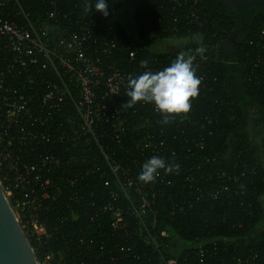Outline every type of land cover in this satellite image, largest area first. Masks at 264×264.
<instances>
[{"label":"built area","instance_id":"obj_1","mask_svg":"<svg viewBox=\"0 0 264 264\" xmlns=\"http://www.w3.org/2000/svg\"><path fill=\"white\" fill-rule=\"evenodd\" d=\"M119 1L108 0L109 15ZM205 1L169 0L168 7L152 3L157 12L138 21V26L145 33L152 28L163 33L179 27L187 32L202 28L207 19L196 8ZM89 3L92 9L86 11ZM143 4L144 10L151 7L149 1ZM94 5L95 0H42V10L33 13L20 0H0V185L33 243L35 256L49 248L42 254L48 264L66 260L68 248L55 247L56 228L49 232L42 218L64 210L61 222L65 226L70 219H79L75 208L90 222L109 216L112 233L130 241L119 248L121 259L138 260L140 250L146 249L156 256L152 262L151 254L145 255L149 264H179L178 258L160 250L169 244L163 242L167 232L158 227L161 217L156 201L181 182L187 187L186 195L178 203L172 202L170 214L192 209L196 183L194 169L186 161L191 160L194 149L204 151L203 140L212 131L200 134L199 141L183 139L188 129L191 137L196 136L193 107L186 117L163 125L152 105L123 106L130 76L162 70L175 58L157 56L144 69L137 62V53L128 49L123 63L118 35L100 28L104 16L95 12ZM196 56L195 71L204 69L208 57ZM198 77L202 92L205 78ZM200 121L204 131L213 123L209 114ZM153 155L178 164L179 169L144 184L137 177L142 164ZM202 160L210 161L207 156ZM190 244L205 263L222 259L217 253L219 245L203 258L204 245L198 239ZM255 261L256 255L249 254L236 263Z\"/></svg>","mask_w":264,"mask_h":264},{"label":"trees","instance_id":"obj_2","mask_svg":"<svg viewBox=\"0 0 264 264\" xmlns=\"http://www.w3.org/2000/svg\"><path fill=\"white\" fill-rule=\"evenodd\" d=\"M20 1L25 9L31 7L33 13L42 10V0ZM146 1L151 2L148 10H144ZM152 3L158 6L164 3L168 7L169 0H120L110 15L104 17L100 28L118 35L119 60L123 63L128 49L137 53L138 63L157 56L172 55L176 59L178 52H167L160 47L174 40L182 43L180 53L186 56H207L209 64L195 71L197 76H204L206 84V89L199 91L192 101L194 119L198 122L193 130L196 136L191 137L188 129L183 139L199 141L200 134L212 131L203 140L204 151L194 149L191 160L186 161L194 169L196 183L192 209L185 207L188 213L170 214L172 202L178 203L181 200L178 198L186 195L187 187L184 189L181 182L171 192L167 190L165 198L156 201L161 217L158 227L167 232L163 242L169 244L160 250L178 258L179 264H237L239 257L249 254L256 255L255 264H264V13L261 8L240 11V18L245 21L241 37L230 42L236 19L226 12L222 0H206L196 8L200 17L207 19L202 28L187 32L179 27L171 33L152 28L145 33L138 21L157 12ZM124 7L130 9L133 36L127 29ZM201 46L205 51L197 54L196 49ZM224 46H228V52ZM204 114L213 120L205 131L199 128ZM178 156L182 155L178 153ZM204 156L210 161L204 162ZM223 187L229 192L225 193ZM75 212L79 219L72 218L65 226L61 222L64 210L52 211L42 218L49 232L56 228L52 237L55 247L68 248L66 260L56 259L52 264H149L145 255L150 254L151 261H155L152 250L146 249L140 250L138 260L121 259L119 248L127 247L130 241L112 233L109 216L90 222L80 208H75ZM196 239L206 250L203 258L219 245L217 253L222 259L212 258L205 263L190 244ZM48 250L36 253L39 262Z\"/></svg>","mask_w":264,"mask_h":264},{"label":"clouds","instance_id":"obj_3","mask_svg":"<svg viewBox=\"0 0 264 264\" xmlns=\"http://www.w3.org/2000/svg\"><path fill=\"white\" fill-rule=\"evenodd\" d=\"M95 12L104 17L109 15L108 0H95ZM92 4L86 5V11H91ZM204 47L196 49L197 54H203ZM196 55L179 53L169 66L158 71L146 70L140 75L128 78L126 103L128 109L137 105H152L161 116V124L167 125L176 117H186L192 108V101L198 97L201 79L196 75L194 62ZM140 67L147 69L148 61H141ZM179 165L165 158L153 155L141 166L137 177L144 184L154 183L161 175L178 171Z\"/></svg>","mask_w":264,"mask_h":264},{"label":"water","instance_id":"obj_4","mask_svg":"<svg viewBox=\"0 0 264 264\" xmlns=\"http://www.w3.org/2000/svg\"><path fill=\"white\" fill-rule=\"evenodd\" d=\"M225 4V0H222ZM236 5L247 8L261 6L264 13V0H239ZM232 9V8H230ZM227 46L224 49L227 51ZM175 48H173L174 50ZM77 221L78 217H74ZM0 264H40L23 232L0 185Z\"/></svg>","mask_w":264,"mask_h":264},{"label":"flooded vegetation","instance_id":"obj_5","mask_svg":"<svg viewBox=\"0 0 264 264\" xmlns=\"http://www.w3.org/2000/svg\"><path fill=\"white\" fill-rule=\"evenodd\" d=\"M237 2H239V0H225V4H224L226 12L228 14L230 13V17L236 19V28L234 29V31L232 33V38L230 39V42H234V39H238L239 37H241V32L243 30L242 24H244L245 21L241 20L239 12L240 11H247L248 9H250L251 12H253L256 9L261 8V6H257V5H251L247 8H240L236 5ZM230 8H232V9H230ZM261 10H262V8H261ZM180 45L182 46V43H180Z\"/></svg>","mask_w":264,"mask_h":264},{"label":"rangeland","instance_id":"obj_6","mask_svg":"<svg viewBox=\"0 0 264 264\" xmlns=\"http://www.w3.org/2000/svg\"><path fill=\"white\" fill-rule=\"evenodd\" d=\"M129 10L130 9H128V8L124 9V14H125V18L128 20L126 24L128 25L129 32L131 33L132 29H131V22L129 20V17H130ZM132 32H133V30H132ZM133 34H134V32H133ZM133 34L131 33L132 36H133ZM160 47L167 52H169L171 50L174 52H180L181 51V45L178 43V41H175V40L170 42L169 44H161ZM173 48H175V49L173 50ZM40 263L41 264H48L47 262H45L43 260H41Z\"/></svg>","mask_w":264,"mask_h":264}]
</instances>
